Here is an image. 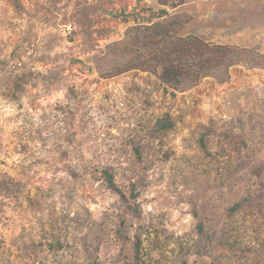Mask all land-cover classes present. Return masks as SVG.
Segmentation results:
<instances>
[{
  "label": "rangeland",
  "instance_id": "obj_1",
  "mask_svg": "<svg viewBox=\"0 0 264 264\" xmlns=\"http://www.w3.org/2000/svg\"><path fill=\"white\" fill-rule=\"evenodd\" d=\"M158 23L208 66L163 81ZM137 235L144 264H264V0H0V264H124Z\"/></svg>",
  "mask_w": 264,
  "mask_h": 264
},
{
  "label": "trees",
  "instance_id": "obj_2",
  "mask_svg": "<svg viewBox=\"0 0 264 264\" xmlns=\"http://www.w3.org/2000/svg\"><path fill=\"white\" fill-rule=\"evenodd\" d=\"M161 23H158V26L155 27V31H153L152 39L146 38V40L143 42V45L148 46L152 52H154L158 57L156 59L158 60V64L162 66V73L161 76L163 78V81L170 82L175 78L176 76L180 78V76L190 77V76H196L199 74V71L203 70L204 67L206 68L211 60L208 59V61L203 62L199 61L197 65L192 66L190 69H188L187 65L185 63H178L181 57H189L191 59H194L195 57H199V60H202L201 58L204 56V52L200 51L199 48H202L201 46L195 45L196 42L192 43L191 46H187L185 43L176 42L172 45V47L169 49V51H161L158 52L154 49L157 48L159 45V42L167 40L171 34V27L170 25L166 24H172V23H166L164 25H160ZM146 28H151L150 26ZM159 36L161 39H158ZM161 40V41H160ZM153 42H156L155 44ZM153 48H151V46ZM187 46V47H186ZM180 53L179 56L174 57L176 53ZM186 71V72H185ZM174 79L175 81H177ZM176 126V121L172 119V117L169 114H166L163 117H159L155 124L152 125L150 129V137L152 139H162L165 137L171 130H173ZM203 145L204 140L202 141ZM135 151L137 152V155L141 158V148L139 146L135 147ZM103 175L105 177V180L107 181L108 187L116 191L121 199L122 202L125 204V210L121 214V223L120 227L117 229L118 235L121 237L123 241L129 240L128 233L126 232V225L127 220H129V213L130 211H133L135 215H139L140 211V204L138 203V196L139 194L136 192V184L133 182L131 184V192L126 191L124 188L119 186V184L115 180V176L112 172L111 167H106L103 169ZM200 230L202 229L201 225ZM135 254L134 258L127 259L126 257L124 264H144L143 259V249H142V239L139 235L136 236L135 240Z\"/></svg>",
  "mask_w": 264,
  "mask_h": 264
}]
</instances>
